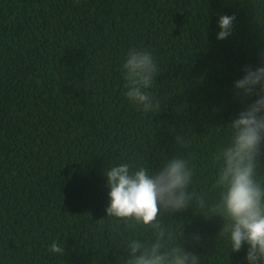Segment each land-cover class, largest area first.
Segmentation results:
<instances>
[{
    "label": "trees",
    "instance_id": "trees-1",
    "mask_svg": "<svg viewBox=\"0 0 264 264\" xmlns=\"http://www.w3.org/2000/svg\"><path fill=\"white\" fill-rule=\"evenodd\" d=\"M223 15L234 30L218 40ZM133 47L157 64L155 111L126 98ZM262 64L264 0H0V264H128L133 241L249 264L222 234L217 182L228 125L256 98L234 82ZM174 158L192 172L186 208L161 207L156 226L108 216L111 167Z\"/></svg>",
    "mask_w": 264,
    "mask_h": 264
},
{
    "label": "clouds",
    "instance_id": "clouds-1",
    "mask_svg": "<svg viewBox=\"0 0 264 264\" xmlns=\"http://www.w3.org/2000/svg\"><path fill=\"white\" fill-rule=\"evenodd\" d=\"M235 19L234 15L219 18L218 40L233 34ZM123 68L126 98L142 106L145 113L159 108V102H154V97L146 91L157 74L152 54L133 47ZM243 71V77L234 82L237 95L242 92L244 97L256 98L228 125L231 145L222 155L217 183L224 190L217 211L228 220L222 234H230L232 251L239 252L247 244L249 264H264V186L256 180L257 156L264 142V64L255 68L245 66ZM106 175L111 189V202L106 209L110 217L156 226L161 207L175 211L188 206L191 194L186 189L192 172L183 159H172L157 174H151L144 167L132 172L124 163L111 167ZM130 247L132 259L128 264H199L195 255L181 248L161 253L159 242L141 250L142 246L133 241ZM49 251L63 253L64 249L54 242Z\"/></svg>",
    "mask_w": 264,
    "mask_h": 264
}]
</instances>
